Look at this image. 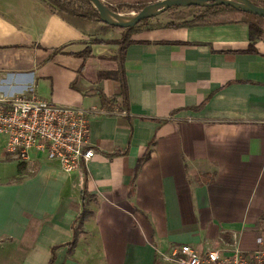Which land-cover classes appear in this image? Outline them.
<instances>
[{"label":"crops","instance_id":"1","mask_svg":"<svg viewBox=\"0 0 264 264\" xmlns=\"http://www.w3.org/2000/svg\"><path fill=\"white\" fill-rule=\"evenodd\" d=\"M158 21L126 47L125 112L118 83L100 78L109 65L99 57L117 44L92 42L116 40L120 30L66 21L43 0H0V94L33 92L87 110L95 149L71 173L36 151L32 170L20 162L0 172V264H47L54 244L52 264H181L172 251L182 242L256 246L264 231V34L254 41L258 53H236L249 43L240 17ZM86 45L85 61L71 54Z\"/></svg>","mask_w":264,"mask_h":264},{"label":"built area","instance_id":"2","mask_svg":"<svg viewBox=\"0 0 264 264\" xmlns=\"http://www.w3.org/2000/svg\"><path fill=\"white\" fill-rule=\"evenodd\" d=\"M87 115L83 108L56 104L33 92L0 94L2 158L27 163L30 152L36 151L57 161L66 173L79 169L95 155ZM172 252L181 264H264V231L257 234L252 249L237 245L199 249L182 242Z\"/></svg>","mask_w":264,"mask_h":264},{"label":"trees","instance_id":"3","mask_svg":"<svg viewBox=\"0 0 264 264\" xmlns=\"http://www.w3.org/2000/svg\"><path fill=\"white\" fill-rule=\"evenodd\" d=\"M49 6L53 8L55 13L59 15L66 21L72 22L75 20L84 21V22H98L100 23V27L103 31H107L110 28H118L122 31V35L119 39L116 40H102L98 38H94L92 40L93 43H115L117 44L116 53L112 56H100L99 59L101 60H108L109 70L101 73L100 78H110L115 80L118 83L119 92L118 95L122 97L121 101V108L128 112V89L126 84L125 78V69H124V56L126 47L133 42L130 38L132 34L140 31L141 29H149L154 26L161 25L160 22L152 23V18H146L139 21L133 27H116L108 24H104L100 21L99 14L97 10L92 6L90 2L87 0H43ZM255 4L264 6V0H251ZM105 4V3H104ZM149 4L147 1H136V2H119L115 5L112 4H105L107 5L112 11L120 12L122 9L134 10L138 11L145 5ZM178 8V6H172L168 8L166 11H171L173 9ZM196 13L193 14L191 19L189 20H182V21H168L164 26H193V25H214L220 24L221 22L231 21L233 19H225L224 21L217 20L214 17L216 10H226L228 12H237L240 13V19L247 22L248 29H249V43L245 49L235 50L237 53H258L254 47V41L264 34L262 23L264 22V18L257 16L255 14L242 12L240 10H236L230 6L226 5H215L209 4L199 8ZM55 51H61V48L56 49ZM71 54L76 55L85 61L89 57H91V49L90 45H86L81 51L78 52H71ZM103 60V61H104ZM207 99V98H206ZM204 99L201 103L196 106L191 107L194 110H199L203 107L204 103L206 102ZM101 100L103 103V108L105 110H110L109 104L111 100L109 97L101 94ZM129 126L131 127V121H128ZM19 168L21 165L19 164ZM83 213H80V216ZM78 230V226H73V237L71 240L67 241L66 244L68 248L73 245L76 232ZM60 244H54L51 246V256L47 264H52L54 257H55V249Z\"/></svg>","mask_w":264,"mask_h":264},{"label":"water","instance_id":"4","mask_svg":"<svg viewBox=\"0 0 264 264\" xmlns=\"http://www.w3.org/2000/svg\"><path fill=\"white\" fill-rule=\"evenodd\" d=\"M97 10L100 21L116 27H133L142 19L155 17L172 6H197L209 4L226 5L242 12L255 14L264 18V6L255 4L251 0H158L149 3L131 15H122L112 11L102 0H87Z\"/></svg>","mask_w":264,"mask_h":264},{"label":"rangeland","instance_id":"5","mask_svg":"<svg viewBox=\"0 0 264 264\" xmlns=\"http://www.w3.org/2000/svg\"><path fill=\"white\" fill-rule=\"evenodd\" d=\"M136 1H147L148 3H152L158 0H102L103 3L112 4V5H115L119 2H136ZM199 8L200 7H197V6H181L171 11H165L153 17L151 21L157 20V22H159L158 20H160L161 22H164V21H171V20L173 21L189 20L191 19L194 13L200 10ZM136 12L137 11H134V10L122 9L120 12H117V13H120L122 15H131ZM240 16H241L240 13L228 12L226 10L221 9V10L215 11L213 18H216L217 20H225V19H236V18H239ZM119 30L120 29L118 28H114V31L117 32V35L120 34V32H118ZM120 35H122V33ZM1 145L2 143H0V149H1ZM18 164H20V161L15 160V159L5 158V157L2 158L0 155V172L1 173L3 174L11 173V172L13 173L14 171L17 170L16 168ZM22 164H23V168H26V166H28L27 167L28 171L33 169L30 165H27L28 163H22Z\"/></svg>","mask_w":264,"mask_h":264}]
</instances>
